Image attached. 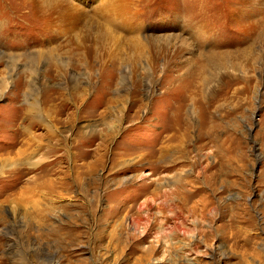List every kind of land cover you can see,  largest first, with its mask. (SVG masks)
Wrapping results in <instances>:
<instances>
[{
  "label": "rangeland",
  "instance_id": "rangeland-1",
  "mask_svg": "<svg viewBox=\"0 0 264 264\" xmlns=\"http://www.w3.org/2000/svg\"><path fill=\"white\" fill-rule=\"evenodd\" d=\"M71 2L0 0V264H264V0Z\"/></svg>",
  "mask_w": 264,
  "mask_h": 264
},
{
  "label": "bare ground",
  "instance_id": "bare-ground-1",
  "mask_svg": "<svg viewBox=\"0 0 264 264\" xmlns=\"http://www.w3.org/2000/svg\"><path fill=\"white\" fill-rule=\"evenodd\" d=\"M27 1L32 4L34 8L33 10H35L36 13L43 16H47V14L50 15L46 19L48 22L52 19V15H58L59 17H57V20H63L66 19L67 16H72L75 14V11H77L71 0H38L37 2L35 0ZM73 18L75 17L72 16L69 19L71 20Z\"/></svg>",
  "mask_w": 264,
  "mask_h": 264
}]
</instances>
